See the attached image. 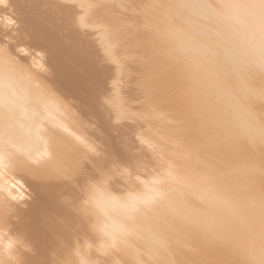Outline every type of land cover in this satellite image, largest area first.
<instances>
[{"label":"bare ground","instance_id":"1","mask_svg":"<svg viewBox=\"0 0 264 264\" xmlns=\"http://www.w3.org/2000/svg\"><path fill=\"white\" fill-rule=\"evenodd\" d=\"M69 1L81 7L82 8L81 12L76 13L72 11L71 10L72 7L59 8L56 6L55 0H13L14 5L11 3V6H12L11 11L13 12V14H15L14 16L15 18L18 16V14L21 15L22 17L21 20L23 23V27L21 30H19V33L22 34L21 36L22 38H24V41H22V43L25 45L28 44V46L30 47L28 56L16 58L15 57L17 55L16 53H19L18 48L23 46V44L13 43L12 46H6L7 48H4V43H3L4 41L0 36V53L4 54V50H5L11 56L10 58H12V62L15 64V70L10 71L7 65H4L3 62H0V264H106L104 263L106 259L109 260L107 261L108 263L115 264V262L118 261V258L122 255V253L124 254L125 251L124 252L121 251V255L119 256L118 253H116L115 251L116 249H114L116 246L113 248V245H115L116 241L118 240V237H121L125 230L129 232L132 231L130 228L128 227L126 228V225H124V223L127 224V220L131 219V216L133 215L132 210H134L137 205L147 203L151 199L147 195L144 196L145 185H140L136 183L132 184V182H129V183L124 182L119 186V188L122 189L120 192H118L120 193L121 196H118V193H116L115 195L112 196L111 199L108 200L105 198L103 194L104 188H105L104 179L107 178V176L104 174V170H105L104 164H106L107 163L106 161L108 160L106 161L103 160V144L101 141V123H102L101 119L107 121L108 123H113L115 127L116 126L118 127L117 124H119V121L118 123H116L117 120H121L120 122H122L123 120H127V118L130 116V115L128 116L127 114H131V112H133V111H130V112L128 111L129 113L126 112V110L127 109L130 110V107H131L128 104H130L131 102L135 103L136 101L134 98L135 95L134 93H132L133 91L131 92L134 98L133 100H130L129 96L127 97L129 98L128 100L126 98L127 95L125 97L123 96L125 94L121 95L122 93L120 91L121 82L119 81L118 83V78H122L121 76L123 75L122 74L123 71L119 72V69H120L119 64L121 63V60L119 59L120 60L119 61L118 58L121 57L122 59V57L124 56H121L123 51H121L122 53L119 54L120 52L118 53L116 49V46H117L116 41L118 42V40L121 39L120 38L121 34L118 33V32L122 33L121 32L122 29H120L121 27L120 25H123L120 23L121 21H119V20H122L120 18L121 15L117 17V13L119 11H120L119 13L121 12L123 13V11L118 9L121 6L123 1L122 0H69ZM0 2L4 4V0H0ZM125 4H126V1L123 2L122 6H124ZM128 5L132 6L130 4ZM122 6L120 9L124 10V8L127 5H125L124 8H122ZM144 7H146V5ZM244 7L248 9L251 13H248V14L244 13L246 15L242 16L243 17L242 21L247 23L250 29L248 30V34L244 35L243 38H237L235 40L239 43L237 44L243 50L241 54L242 58L245 61H247L248 64L255 63L259 65L260 67V71H261L260 75L257 78H254L255 76L251 75L253 76L251 80L249 78L248 79L256 86L257 91H259V93L258 92L257 93L260 94V97H262L261 100L262 99L264 100V0H247V3L246 5H244ZM126 8L124 11L126 12L125 14L128 15L129 13ZM133 8L131 9L133 10V12L136 11V14H137L138 11L135 10L136 9L135 7ZM146 8H144V10L147 12L148 10ZM139 12L141 13L140 10ZM184 12L186 16L192 17L193 20L196 19V17L199 15L198 12L189 11L186 13V10ZM142 13L140 14L141 16L146 15L145 13L144 14ZM150 13H151V17H153L151 11ZM125 14L123 13L121 17H124ZM131 14L133 15V13ZM126 15L125 17L127 18ZM135 16H132V17L136 18ZM159 16L157 15L156 17L158 18ZM186 16L184 18H186ZM51 17L53 18V21H52V24L49 25L47 21ZM151 17L149 15L150 22L153 23L155 21L156 23L157 22L160 23V21H158L157 18H156L157 19L156 21L155 17L153 18L154 20ZM138 18H139V15L137 16V19ZM150 18L153 21L150 20ZM116 19L119 21L120 24L118 23ZM127 19L135 20L134 23H132V20H131V24L132 25L134 24L133 26H131L130 23L127 26V27H129V25L131 26V28H128L131 31L132 28L135 26V24H137L136 22L138 21H136V19H133V18H127ZM159 19L161 20V18ZM188 20H189L188 17L185 19V22H183L184 21L183 19L182 21L183 23L181 22L182 23L181 25H183V27H186L185 29H188V31H190L191 29L189 30V28H187V26H189L187 22ZM114 21H117L116 25L120 26L119 29L121 31L120 30L118 31L117 26L114 25L115 23ZM126 21L128 22V20ZM126 21L124 20L122 21V23L124 22L126 23ZM140 21L142 22L143 19L139 20L138 23H140ZM110 22L111 23L114 22L112 24L113 26L110 24ZM155 22L153 24H156ZM184 23H187L188 25L186 24L187 26H185ZM194 23L195 22H193V24ZM142 24L145 25L146 23L143 22ZM193 24H190L191 27ZM4 25H5L4 20H2L0 22V28L4 27ZM157 25H155V27ZM160 25H161L160 27L163 28L162 26L163 24L160 23ZM123 26L126 27V24ZM123 26L122 28H124ZM140 26H143V25H141L140 23ZM146 27L148 26L146 25ZM152 27L150 31L152 35L155 34L158 31V29H162L158 25L156 28L157 31H155L154 33L152 32L154 31ZM194 27L196 26H193L192 29H195ZM79 28L80 29L88 28L89 33H91V35H85V34L80 35L78 33ZM138 29L136 30L135 36L138 37V43H139L140 41H143V38L144 39L146 38L148 29L146 33L144 32L145 30L142 29L143 30L142 33H145V37H143V34H141L142 35L140 36V38L142 37L141 40L139 36L137 35L140 32L138 31ZM163 29L159 31L162 33ZM124 32L122 33L123 37L128 34L127 33L124 35ZM150 32H148L149 35H150ZM60 34H63L64 36V41L62 42L61 44L62 46L59 49L60 54L51 55L49 53L48 57H45V59L43 57H40V59L38 57L36 59L34 58L36 56L35 55L36 47L38 48L40 47L38 43H42V44L46 43V44L55 45L56 42L58 41ZM116 35H119V37L117 38ZM131 35H134V34L131 33ZM131 35L130 37L128 36L127 37L131 38L132 37ZM159 35L161 34L159 33ZM186 36L187 35H184L185 40L183 43H181L180 46H179L180 43L179 44H176L177 42L175 43V45H177L175 46V48L176 47L182 48V50L179 49L181 51V54H182V51L186 52L184 50V47H195L197 44H199V42L196 41L197 39L194 40L195 38L192 39V37L190 36H187L188 38L187 39ZM137 37L135 38L132 37L133 40L132 39L129 40L127 38H125V40L127 39L129 40L127 42H130V41H134ZM156 38H159V36H156ZM152 39H151V42L153 41L152 44H154L155 39L153 40ZM125 40L121 44L123 46H120L119 44L120 47H123L122 50L126 49L131 44L130 42V44L128 43L129 45H127ZM246 40L251 41V47L249 49L247 48L244 49ZM156 41L158 42V40ZM124 42L126 43V46L124 45ZM135 42H134V45L137 44V42L136 43ZM144 42L145 43L149 42V44L151 43L150 40L147 42L144 40ZM160 43L162 44V42H159V44ZM132 44H131V47L128 48V50H130V48L131 49L135 48L132 46ZM149 44H147L146 47H149ZM152 44L150 45L152 46ZM124 46L126 48H124ZM138 46L139 48H141L143 44L139 43ZM160 46L158 47L160 48ZM146 47L144 48L146 49ZM154 47L155 49L153 51V55L158 54L157 56H159V54L162 53L161 50L163 49V47L159 51L160 53L159 52L154 53L155 51L156 52L158 51L156 50L155 45L153 46V48ZM117 48L119 47L117 46ZM151 48L152 47H150V51L153 50ZM119 49L121 50V48ZM176 50L178 51V49ZM72 51H76V55H72L71 54ZM131 51L129 52L132 53ZM141 51L142 50L140 49V51L138 52H141ZM180 51L177 53H178V57L181 58L182 55L180 56L179 54ZM142 52L145 53L144 51ZM148 52L146 53L148 54ZM135 53H137L136 50H135ZM163 53L162 55H164ZM149 54H151L150 56H153L151 52H149ZM169 54H172V53H169ZM174 54L175 55L172 54L173 55L172 58L176 56V53ZM127 55H129V53H127ZM130 55L128 57L129 60L132 57ZM139 55L137 56L138 59L141 58L140 57L141 55L140 56ZM162 55L160 57H163ZM185 55H188L187 52L185 53ZM134 56L135 55H133V57ZM226 56L227 58H230V55L228 53L226 54ZM149 57L147 58L149 59ZM178 57L175 59H179ZM33 58L35 60L33 64L27 61ZM125 58H127V56H125ZM134 58L137 59L136 56ZM144 58L145 57H143V59ZM77 59L80 60L82 64L81 66L75 69L73 68V63ZM143 59L141 58L142 61L138 60V62H135L136 60L134 61L132 60V61L133 63H136V65L137 63H139V61L141 62L144 61L142 63L144 64L146 61ZM159 59L160 58H158V60ZM184 59H186V57ZM187 59L189 60L188 57ZM163 61H164V58L162 62ZM48 62L58 64V67L54 70H51L47 67ZM124 62H125V59H124ZM125 63H127V60ZM125 65L122 64L121 67L123 68ZM150 65L151 64H149V66ZM155 66H158V64ZM138 68H140L139 66L137 67V70L141 71L142 68L140 69ZM128 69L130 68H127V72L124 71L125 75L126 74L128 75L130 73V71L128 73ZM133 69H132V72H134ZM150 69L151 68H149V70ZM119 73L121 74L120 77H118ZM137 73H139V71ZM125 75L123 76L126 77L127 75L126 76ZM131 75H129L130 78H131ZM135 75L137 77H140L139 76L140 74L138 75L135 74ZM129 76H128V79H129ZM236 76L238 77V74ZM124 77L122 78L124 79L122 82H127L128 81L127 77L126 78ZM134 77L132 76L133 79L135 78L137 79V77L135 78ZM51 78H54V80L48 81V79H51ZM74 78H76L79 82V85H80L79 90L73 89L70 85L71 82L69 84L70 79L72 81V79ZM132 78H131V81H133ZM191 78L193 77H190V79ZM238 78H240V76ZM187 79L189 81V78ZM194 79L190 81H194ZM134 82L135 81L132 82V85ZM123 84H126V83H123ZM130 84L131 83L129 81V84H126V85L131 86ZM248 86L250 87V85ZM125 87H126L125 88L126 90H124L123 88L121 89L123 90V93H127L126 92L128 90L127 86ZM132 87L133 86H131V90L133 89ZM243 92H245V88ZM245 95L246 94H244V96ZM122 96L124 97L123 101H125L126 99L128 103L126 105L130 106L129 108H127V106L124 105L122 98H121ZM251 100L253 101V99ZM258 100L260 101V98ZM121 101H122V104L125 106L123 108L126 109L125 110L122 108L123 113L120 111ZM128 101H130V103ZM90 102L94 103V107H89L87 105V103H90ZM134 103L133 105H136L137 101L135 104ZM252 103H255V102H252ZM256 103H259V102H256ZM262 103L263 105L260 106L261 109L260 108L259 109H260V112H262L263 117L261 118L264 121V101L261 102V104ZM259 105L257 104V107ZM141 106H139L138 104V107L142 108ZM138 107L137 109L141 110ZM143 109L142 111H145ZM145 109L147 108L145 107ZM124 110L126 112L125 113L126 115H124ZM244 111L246 110L244 109ZM244 111L242 112V114L244 113ZM142 113H146L147 115L146 111ZM138 114L141 115V113L139 112ZM250 115H251V112H250ZM119 117H121V119ZM123 117H125L126 119H123ZM136 117L138 116H136L135 114V117L133 118H136ZM140 117H143V115H141ZM245 117H248V116H246L245 114ZM251 117L255 118V115L254 116L251 115ZM139 118H136V120H138ZM146 118L147 117L145 116L140 119H143V121H145L144 123H146V120H145ZM241 118L243 119L244 117H241ZM246 119L248 120V118ZM133 121L134 120H131V124L129 123L130 126H128L129 127L128 129L130 131L137 130V134H139L141 131L138 132L139 130L137 128H139L140 130L142 129L138 127V125L136 124V123H139V121L135 123L137 128H135L136 126L132 128ZM143 121H140L142 122L141 123L142 125H143ZM240 121H242V123L247 122L244 128L252 132L251 129L252 128L254 129V127H252L253 126L252 122L250 125V122L244 121V119ZM149 125L150 124H148V126ZM143 126H146V124ZM260 127L261 126H259V128ZM125 128H122V130L123 129L125 130ZM143 128L145 129L146 127H143ZM122 130H120V133ZM117 131H119V129ZM130 131H129V134H130ZM262 131L260 129V131L257 134H259ZM254 132L250 134H255ZM129 134H128V138H130ZM133 134H136V133H133ZM141 135L142 134H140V136ZM134 136H138V135H133V137ZM137 138H139V136ZM141 138L143 140H140V141L142 142L145 141L144 136ZM248 138L250 139L251 137H248ZM121 139H123L122 140L123 142L121 141V146H122L120 148L121 153L116 157V162L115 160L113 161L114 157H110L109 159L112 158L111 162L113 161L116 164L118 161L117 166H119L120 164L121 168L123 167L125 168L124 165H127V164L129 165V167L131 165V167L132 166L134 167L132 168V171L133 169H137V171L140 168L145 169L147 166L146 165L147 163L146 164L142 163L143 165H140L137 160L138 158L135 155V150L137 149L134 150L135 148L134 146L136 144L133 146L134 148L130 146L131 147V150H130L129 146H127L128 148H126L125 146V145H128L126 144L127 140L126 142H124V138H121ZM244 139H247V138L245 137ZM191 141L192 140H190V142ZM128 143L130 145V142ZM249 143L251 142L249 141ZM253 144H254V141H253ZM253 144L251 143V146H253ZM243 147H244L243 149L246 148L245 146ZM247 147H248L247 149L248 153L246 150L244 152H246L245 157L246 158L248 157L247 158L249 162L248 164L251 165L252 167H254L253 165H257V164H260L262 166V164H264V151H263L264 148L261 151V153L259 152L257 153V150H256L257 147L255 148L253 146L256 152H254V150H249L250 149L249 145ZM262 147L264 146L258 147L260 148L258 151H260ZM141 148H142L141 150V153H142L145 147L144 148L141 147ZM132 149L134 151V154H133ZM251 149L253 148L251 147ZM144 150H145V154L143 153L144 155L143 156L141 155L143 159L145 158L144 156L148 155L146 154V148ZM152 150H149L150 151L149 155H151V152H152L156 160L158 155H161V153L159 154V151H158V155H156L157 153L154 154L156 149L153 151ZM137 151L140 152V150H137ZM149 151L147 153H149ZM139 152L137 155L140 154ZM249 152L251 154L257 153L258 156L257 157L255 156L254 158V156H252ZM141 157L139 159L140 161H141ZM151 158L153 157L151 156ZM148 159L150 160V156ZM147 160H145V162ZM245 160H243V164L246 162ZM141 162H144V161H141ZM114 163L113 165L114 167H116ZM108 164H111V163L109 162ZM247 165L244 164L243 166L245 167ZM261 168H264V167H261ZM256 169H255V172H256ZM258 169L260 170V167ZM247 171H250V169ZM260 171L264 172V170L262 169ZM131 172H129L130 176L129 175L128 176L135 177L136 176V173H134L135 171L133 172L134 174H132ZM145 172H146V175L145 173L143 175L147 176L149 173V170H146ZM160 172L164 173V170H160ZM244 172H243V177H244ZM255 172L253 173V175H250V176L257 177L258 175H263V172L260 173L258 171L260 173L258 175L256 174L257 172L256 173ZM246 175L248 176V173ZM254 178H249L248 180V177H247L248 182L247 181L245 182V179H243V181L245 182V185H243L244 189L247 186L249 187V184L252 185L253 183H255L253 182ZM250 179H252V181ZM249 181L253 183H250ZM246 183H248V185H246ZM254 186L257 187V184L253 185V187ZM256 187L254 188L256 189ZM252 188L251 189L248 188V189L252 190ZM254 188L252 191L248 190L250 191L249 192L250 194L246 193L248 194L246 197H245L246 194L243 193L244 196H242V200L243 198H248V197H249V200L250 198L252 200V198L254 197L257 199L258 197H261V196L262 198H264L263 196L264 193L261 192L263 189L262 190L260 189V191L256 190L257 193L261 192L263 193V195L259 193L261 196L259 194H258L259 196L257 194H256L257 196H255ZM244 189L243 191L246 190ZM252 192H254V195ZM257 200H260V202L262 200V202H264V200L261 198ZM257 200L255 201V199H253L254 202L247 201V204L249 203L250 205V202L254 204L255 202H258L260 204V202ZM231 202L232 201H230L229 207L231 209V212L233 213V220L234 219L237 220V218L241 220L244 218L245 223L250 224L249 222L255 220L254 218H256L257 216L259 215L261 216L262 214V217H263L264 215L263 212L261 211H260L261 213L259 212V215H257L255 213L256 211L254 210H253L254 213H252L253 211L251 212L250 210L251 206L249 207L248 205L249 208L248 207L247 208L249 210L248 211L246 209L244 211L242 210V213L240 214L241 216L238 217L235 215L236 206H234V204L236 202H234V204L233 203L231 204ZM240 207L242 208V206ZM256 207H252V209ZM166 208L167 207H165L164 209ZM245 208H246V205H245ZM259 208L260 209L263 208L262 205L259 206ZM259 208L255 210L258 211ZM261 210H264V209H261ZM254 214H255V217H254ZM132 218L134 221L132 225H134L136 228H142L143 224L146 225V223L149 222L150 214L149 212H144V213H140L135 218L132 216ZM258 218L256 219V221L258 220ZM260 220H262V218H260ZM255 222L253 221V224ZM263 222H264V219H263ZM253 224L251 223V226L254 227L255 225ZM255 224L258 225V226L256 225L257 228L261 229L260 224H262V221L260 224H258V222H256ZM235 227L236 226H234L233 228ZM262 227L264 228V225H262ZM263 228L262 230L264 231ZM236 229L240 231L242 227L240 229L238 228ZM237 230L234 229V231H237ZM250 230L253 231V229H249V232L252 234L254 231L252 232ZM262 230L261 231L257 230L256 232L253 233V235L257 233V236H258L260 235L258 234L259 232L264 233ZM232 231L233 230L230 226V235H233ZM238 231L237 233H239ZM243 231H245L244 228H243ZM247 231L248 230H246V233ZM248 234L246 236H248ZM235 235L238 236V234H235L234 232V238H235ZM240 235L238 237H240ZM251 236H248V237H250L251 239L252 238ZM244 237L243 238L241 237V239H244ZM199 238L201 239L202 237L199 236ZM106 240L108 241V243L109 242L111 243V244L109 243V245L113 244L111 246L112 248L110 247V249H114L110 252H107V254L110 253V255L108 256L107 254H105L106 251L104 252V250L108 246V244L107 246L104 244V243H107ZM208 240H206L207 243H209ZM218 240L222 241L223 239H218ZM232 240H234V242L233 241L232 242L235 243V239L232 238ZM195 241L196 239L194 240V242ZM218 242L219 243H217L216 241V244L218 245L221 244L219 246H222L223 243L225 244L227 242L226 243L227 247L226 245L225 246L223 245V248L226 247L227 251L229 252V250L231 251V249L234 248V247L231 248V244L236 245L235 247H237V246H242L243 243L247 244V242L249 241L245 240V242H242L240 240V242H237V244H233V243L228 244L229 242H231V240H229V242L228 241L225 242L223 240V243L220 241ZM199 243L201 244V241ZM199 243H195V244L199 245ZM210 243H212V241H210ZM249 244H252V243H249ZM206 245L207 244L204 243L203 246H206ZM208 245L207 247L211 248L210 244ZM261 245H264V244H261ZM203 246H201V250ZM229 246L231 249L229 248ZM249 246L250 245H248L247 247L249 248ZM207 247L205 248L203 247L204 251L207 250L206 249ZM263 247L261 246V249ZM242 248H240L239 253L236 252V254L240 255V252L243 251L241 250ZM246 248H244V252L246 251ZM253 248L252 250L254 251V254L255 253H257L258 255H261V253L262 255L264 254L263 253L264 251L261 252L262 251L261 249L259 250L260 253H258L257 249L260 247L257 248L256 246V249L255 248L253 249ZM108 249H109V246H108ZM108 249L106 250L109 251L110 249L109 250ZM223 250H225V248ZM233 250L235 251V248L232 249V253L234 252ZM255 250H257V252H255ZM220 251L218 252L220 253ZM247 251H248V255L246 254L247 255L246 256L245 253ZM247 251L245 253L244 252H241V253H243V255H245L246 257H248V260L252 259V257L251 258L249 257V254L251 252H249V249H247ZM218 252L215 253V255L219 254ZM207 253H211V251L210 252L207 251ZM227 253H223V255L226 254L225 258L227 257ZM236 254L234 253L235 256H237ZM252 254L253 252L250 255L252 256ZM254 254H253L254 256L253 259L255 260V263L259 264V262L257 261L260 258L263 259L264 256L262 257L261 255L258 257L257 254H256L257 256ZM105 255L107 257H105ZM203 255H207V254L204 253L202 254V256ZM223 255H221L220 257H222ZM230 256L232 258L234 257L231 254L229 255V257ZM241 257L244 259L246 258L242 255ZM241 257L239 258L241 259ZM255 257H257V259ZM193 258L195 260L197 256L196 257L194 256ZM200 258L199 257L197 258L198 261L201 260ZM239 258L236 257L235 259L234 257V259L237 262L241 261L239 260ZM248 260L247 258L246 260H244L247 262V263L245 262V264H248V262L250 261ZM259 261L260 263L262 262L261 264H264V259L262 261L261 260ZM192 262L194 261H191V263ZM200 262H203V261L201 260L199 261V263ZM117 264L119 263L117 262ZM240 264H244V263L241 262Z\"/></svg>","mask_w":264,"mask_h":264},{"label":"rangeland","instance_id":"2","mask_svg":"<svg viewBox=\"0 0 264 264\" xmlns=\"http://www.w3.org/2000/svg\"><path fill=\"white\" fill-rule=\"evenodd\" d=\"M122 1L123 2L126 1L125 5H127L126 6L127 8L126 7L125 8L127 9L129 14L128 13H127L128 15L125 14L126 13L124 11L125 5L122 6L123 2L121 6L122 8H124V10L120 9L121 8L120 4H119L120 7L118 6L119 7L118 9L123 11V13L127 16V18L136 19V21L138 22L139 20L143 19L142 22L140 21L141 25L143 26H140V23L136 22L137 24H135L134 26L135 28L133 27L134 28V29L132 28L133 31L132 30L130 31L128 28H131V26L134 25V24L133 25L131 24L132 19L131 20L127 19L125 15H124L125 18L121 17L123 13L122 12L119 13L120 12L119 10H118L119 12L117 13V17L121 15L120 18L122 20H119V18L118 20L121 21L120 22L121 24L123 25L126 24V27H124L123 25H120L121 27L119 25H116V22L118 21L117 19H116L117 21H114L115 23L110 22L111 25L114 23V25L117 26L118 31L120 29H122V31L120 30L122 33L126 31L124 32V35L128 33L127 35L123 37L122 36L123 34L118 32L119 34H121L120 36L121 39L119 40L117 39L118 42L116 41L117 46L121 48L120 50L116 46L117 52L118 53L120 52L119 54L122 53L121 51L125 53V54L122 53L123 55L121 54V56H124L122 57V59L121 57L118 58V60L119 59L121 60V63L119 64L120 65L119 72L123 71L122 74L125 75V72H127V68H130L128 69V73L129 71L130 73L128 75L126 74L127 76L125 75L127 77L128 83L122 82L124 80L122 79L124 76L123 75L121 76L120 73L118 77L121 76L122 78H118V83L119 81L121 82V89L123 88L124 90H126L125 86H127V89H128L126 91L128 93L127 94V93H123V90H121L119 87L120 91L122 92L121 95L125 94L123 95L124 97L127 95L126 98L129 96L130 100H133L135 98V100L137 101L136 103V101L134 100L136 105H133L134 102L130 103V101H128L130 103L128 104L126 99L125 101H123L124 97L122 96L121 98H122L124 105L127 106V108H129L130 106L131 107H130V110L129 109L126 110L125 108H123L125 106L122 104V101H121L120 111L122 112L123 109H125L127 113H129L130 111H133L131 112V114H127V115L128 116L132 115L133 117H135V114H136V116H138L136 118H139L141 115H143V117L146 116L147 118L145 119L146 123H144L145 121H143V119H140L143 117H140L138 120H136V118L129 116L127 118L128 121L123 120V119H126L125 117H123L122 122H120L121 120H117L116 123H118L119 121V124H117L118 127L117 126L115 127L113 123H108L107 121L101 119V122H102L101 123V141L103 144V160L104 161L108 160L106 161L107 163L104 164V169H105L104 174L107 176V178L104 179L105 188H104L103 194L105 198L109 200L112 198L113 195H115L116 193L122 190L119 188V186L122 183L132 182V184L136 183L140 185H145L144 196L147 195L151 199L147 203L137 205L135 209L132 210L133 211L132 216L134 218L140 213L149 212L150 218H149V222L146 223V225L143 224L142 228H136L134 225H132V223H134L132 216H131V219L127 220V224L123 222L124 225H126V228L127 227L130 228L132 231L129 232L125 230L122 236L118 237V240L116 241L115 245L112 244L113 248L116 246L114 249H116L115 251L116 253H118L119 256L121 255V251L122 252L125 251V253L124 254L122 253V255L118 258V261H116L115 264H117V262L119 264H192V263L193 264H205V263L206 264L208 263L209 264H218V263L219 264H240L241 262L245 264L246 261L244 260H246V258L248 260V257H246L248 255L247 249H249V252L251 253L253 252L254 254V251L252 250V248L254 247L256 249V246H257V248L260 247L257 249L258 253H260L259 250L261 249V246L262 247L264 246V245H261V244H264V240H263L264 238H262L264 237V233L259 232L263 228L262 225H264L263 224L264 215L263 217H262V214L261 216L259 215L260 211L263 212L264 214V210H261V209H264V202H262L261 200L262 202L261 203L260 200H257L260 198L264 200V198H262V196L259 194L261 192L264 193L263 191L264 190V180H263L264 172L260 171L261 169L264 170V168H261V167H264V164H262L261 166L260 164L256 163L258 165L257 166V165H253L255 164L253 163L252 165L254 167H252L251 165L248 164L249 163L247 160L248 157L247 158L245 157L246 152H244L246 150L248 153V150H247L248 145L250 147L249 150H254V152H256L257 150V153L258 152L261 153V151L264 148L262 147L261 150L258 151L260 149L258 147L264 146V143H263L264 142L263 140L264 139L263 137L264 136L263 134L264 133V128H263L264 121L261 118L263 117L262 112H260V109H261L260 106L263 105V103L261 104V102H263L264 100L263 99L261 100L262 97H260V94H258L259 91H257L256 86L250 81L253 76H255L254 78H257L260 75L261 71H260L259 65L255 63H251L252 65L248 64V62L242 58L241 54L243 50L238 45L239 43L235 40L237 38H243L244 35L248 34V30L250 29L247 23L242 21V18H243L242 16L246 15L244 13H247V14L251 13L248 9L244 7V5H246L247 3V0H144V1L143 0H122ZM11 3L13 4V0H4V4L0 2V22L4 20V24H5L4 27L0 28V32H1L0 36L4 41L3 42L4 48H7L6 46H12L13 43H22V41H24V38H22L21 36L22 34L19 33V30H21L23 27V23L21 20L22 17L19 14L16 18L14 17L15 14H13V12L11 11L12 10ZM127 3L132 6H129ZM55 4L59 8L72 7L71 10L76 13L81 12L82 10L81 7H79L75 3L70 2L69 0H55ZM145 5L147 8L144 7ZM133 7H135L136 8L135 10L138 11L137 14L139 13L138 14L139 20L137 19L138 15L136 14V11L133 12V10L131 9ZM144 8H146L148 11L146 12ZM138 9L141 11V13L143 12L142 14L145 13L146 15L141 16L140 15L141 13L139 12ZM149 10L152 12L153 17H151V13ZM162 10L164 13L162 12ZM185 10H186V13L189 11L198 12L199 15L196 17V19H194L195 20L194 21L192 17L186 16L184 12ZM130 12L133 13V15ZM148 14L150 15L152 19L154 17L156 19L157 15L162 16V17L159 16L157 19L158 21H160L161 24H163L162 25L163 28L164 27L165 28L163 29L162 27H160L161 25L159 22L156 23L154 21L156 24H153L154 22L153 23L150 22ZM132 16H135L136 18ZM185 16L186 18L188 17L189 19L187 22L190 27H191L190 24H193V22H195L192 25V27L196 26L194 27L196 30L192 29V27L190 28L189 26H187L188 25L187 23H184L185 26L189 28V30L190 29L192 31L195 30L194 32H192L191 30L188 31V29H185L186 27H183V25H181L183 22H185V19H186L184 18ZM151 18L150 20H152ZM159 18H161V20ZM124 20L125 21L128 20V22L127 21L126 23L124 22L125 24L122 23V21ZM52 21H53V18L51 17L48 19L47 22L50 25L52 24ZM134 22L135 20H132V23ZM143 22L146 24L145 25L142 24ZM129 23L131 26L129 25V27H127ZM157 24L159 25L160 28L163 29L162 33L166 36H164L159 31L162 29H158L159 32L156 30L158 26ZM146 25L148 27H146ZM155 25L157 26L155 27ZM122 26L124 28H122ZM136 27L137 29L139 28L138 31H140L139 32L140 35L137 31L138 33L137 35L139 36V38L140 36H142L141 34H143V37H145V33L147 32V29H148V32H150L151 27L152 29H154V31L152 32L155 33V31H157L156 33L158 34L155 33L156 35L155 34L152 35V33L150 32V35H149L147 32L149 37L146 34V38L145 39L143 38V41L139 42L143 44V46L139 48L141 44L138 46L139 44L138 37L135 36L136 30H137ZM142 29L145 30L144 31L145 33H142L143 31ZM166 30H168L170 34ZM130 32L134 35H131ZM78 33L80 35H84V34L91 35V33H89L88 28H83V29L79 28ZM159 33L161 35H159ZM130 35L133 38L137 37L134 41H130L131 44L133 43L132 44L133 47L135 48L138 47L137 49L130 48V50H128V48L131 47V44L130 42H127V41H129L130 39L133 40L132 37L128 38L130 37ZM184 35L190 36L192 37V39L195 38L194 40L197 39L196 41L199 42V44H197L195 47H184V50L187 52L188 55H185L186 52L184 51H182V54H181V51L179 50V49L182 50L181 47L175 48V46H177L175 45L176 42H177L176 44L180 43L179 46L181 45V43L184 42L185 40ZM156 36H159V38H156ZM116 37L118 38L119 35H116ZM125 38L129 40L127 39L125 40ZM152 38L153 39L156 38L154 44H152L153 41L151 42ZM160 38H162L163 40ZM124 40L127 43V45L130 44V46L126 48L125 47L126 43L124 42V45H125L124 48L126 49L122 50L123 47H120V46H123L121 44ZM144 40L146 42L150 40L151 42L150 44H152V46L149 44V42L145 43ZM156 40H158V42ZM63 41H64V36L63 34H60L58 41L56 42L55 45L46 44V43H43V44L38 43L40 47L39 48L36 47V53H35L36 56L34 55L35 56L34 58L36 59L38 57L40 59V57H43L45 59V57H48L49 53L51 55L60 54L59 49L61 48L62 46L61 44ZM135 41L137 42L136 44L137 46L134 45ZM143 42L145 43V45ZM159 42H162V44L161 43L159 44ZM147 44H149V47H146ZM154 45L156 46V50H158L157 52L155 51L154 53H158L163 47L161 52L162 53L164 52L163 53L164 55H162V53L160 52H159L160 53L159 56H157L158 54L153 55V51L155 49V47L153 48ZM158 46H160V48ZM144 47H146V49ZM150 47H152L151 48L153 49L152 51H150ZM250 47H251V41L246 40L244 49L246 48L249 49ZM29 49L30 47L28 46V44L26 45L23 44V46L18 48L19 53H16L17 55L15 54L16 55L15 57L18 58V57L28 56ZM133 49H135L137 53H135V50ZM140 49L144 51L145 53H143L142 51L141 52L143 54L141 52H138L140 51ZM176 49H178V51ZM124 51L129 53V55L132 54L130 55L132 57L133 55L136 56L137 59L134 58L135 56L133 57V59L131 57L133 61L136 60L135 62H138V60H141V58L143 59V57H145L143 60H145L146 62L142 64L144 61L141 62L142 61L141 60L136 65V63H133L131 59L130 60L128 59L129 55H127V53ZM129 51H131L132 53H130ZM148 51L151 52L153 56H150L151 54H149ZM179 51H180L179 53L180 56L184 55L183 57L181 56L182 59L178 57L177 52ZM146 52H148L149 55ZM173 52L176 53V56L173 57L174 60L172 58V56L175 55ZM224 52L226 54L228 53L230 55V58H227ZM169 53H172L173 55ZM71 54L76 55V51H72ZM139 54L140 55L142 54V55L140 56ZM138 55L141 57V58L139 57L140 59H138L137 57ZM161 55L163 57H160ZM125 56H127V58H125ZM10 57L11 56L5 50H4V54L0 53V62H3L4 65H7L8 69L12 71V70H15V64L12 62V58ZM147 57H149V59ZM177 57L179 59H175ZM185 57L186 59H184ZM187 57L189 58V60L187 59ZM34 58L29 59L27 61L33 64V62H35ZM158 58L160 59L158 60ZM161 58L162 60L164 58L163 62ZM165 58L167 61L165 60ZM124 59H125V62L127 60V63L124 62ZM184 61H186L187 63ZM81 64L82 62H80V60L77 59L73 63V68L76 69L79 66H81ZM122 64L123 65L127 64L123 68H125L126 66L127 67L123 69L121 67ZM140 64L142 67L140 66ZM149 64L153 66L150 65L151 66L150 67ZM157 64L158 66H155ZM134 66L136 69L134 68ZM138 66L142 68L141 71L137 70ZM47 67L51 70H54L58 67V64L48 62ZM149 68L151 69L149 70ZM132 69L135 73L132 72ZM138 71L139 73H137ZM236 73L238 74V77L240 76V78L236 76L237 75ZM135 74L137 75L140 74L139 75L140 77H137ZM195 74L197 77L195 76ZM129 75H131V78L132 76L137 77V79L135 77H134L135 79L132 78L133 81H135L133 85H132L133 81H131V78ZM128 76L130 80L128 79ZM188 76L193 77V78L190 79V77ZM187 78H189V81ZM192 79H194V81H190ZM53 80L54 78L48 79V81H53ZM129 81L131 83L130 85L133 86L132 90H131V86L126 85V84H129ZM123 83H126V84H123ZM69 84L71 85L73 89H76V90L80 89L79 82L76 78L72 79V81L70 79ZM122 84L124 87L122 86ZM248 85H250V87ZM244 88H245V92H243ZM131 92L134 93L135 95L134 98ZM254 93L258 96H256ZM244 94L246 95L244 96ZM248 95L249 96L252 95V96H250L249 98ZM244 97L248 99L246 100ZM129 98L127 99L129 100ZM259 98H260V101L258 100ZM251 99H253V101ZM252 102H255V103H252ZM256 102H259V103H256ZM131 104L133 105L134 108L132 107ZM138 104L139 106L142 105L141 106L142 108L138 107ZM257 104L258 105L260 104V105L257 107ZM87 105L89 107H94L93 102L87 103ZM136 106L140 108L141 110L137 109ZM145 107L147 109H145ZM142 109L147 112V115L146 113H142V112H145V111H142ZM244 109L246 111H244ZM125 110H124V115H126ZM243 111L244 113L242 114ZM138 112L141 113V115L138 114ZM250 112L252 116L255 115V118L251 117ZM245 114L248 117H245ZM241 117H244L243 118L244 121L250 122V125L252 122L253 124L252 127L256 129L254 130L251 127L252 128L251 131L252 132L255 131L254 132L255 134H250L252 132L244 128L247 122L242 123V121H240V120H243ZM119 118L121 119V117ZM246 118H248V120ZM131 120H134V121L136 120L135 122L133 121L134 124L132 122V128L136 126L135 123L139 121V123H136V124L138 125V127L142 129L140 130L139 128H137V126L135 127L139 130L138 132L141 131L139 134H137V130L130 131L128 129L129 128L128 126H130L131 124ZM140 121H143V125L146 124V126H143L141 124L142 122ZM148 124L150 125L148 126ZM119 125L121 127L124 125L122 128L126 127L125 130L124 129L122 130V128ZM141 126L146 127V128L144 129ZM259 126L261 127L259 128ZM118 129L119 131H117ZM126 129L130 131V134H129V131H127ZM260 129L261 131L262 130L263 131L260 132L259 133L260 135H259L257 133L260 131ZM120 130H122L123 132L121 131L120 133ZM126 132L129 134L130 138L132 136L131 139L133 140L128 138V134ZM132 132L136 134H133ZM143 132L146 136L143 134ZM140 134L142 135L140 136ZM133 135H138L139 138H137L138 136H134L135 137L134 138ZM143 136L145 137L144 139L145 141L142 142L140 140H143L141 138ZM245 137L247 139H244ZM248 137H251V138L249 139ZM121 138H124V142H126L127 140L126 144L128 145H125L126 148H128L127 146H129L130 150H131V147L132 148L135 147L134 150L135 149L140 150V152L135 150V155L137 156L138 158L137 160L140 165H143L142 163L144 164L147 163L146 164L147 166L145 169L140 168L138 169V171L137 169H133L132 171V168L134 167L133 166L131 167V165L130 167L128 164L124 165L125 168L123 167L124 168L123 169L120 167V164L119 166H117L118 161L116 164L113 162L114 160L116 162V157L121 153V150H120V148L122 147L121 141L123 140ZM190 140L192 141L190 142ZM249 141L252 144L254 141L253 146L255 148L257 147L256 150L254 149L253 146H251V143H249ZM128 142H130V145ZM243 146H245L246 148L243 149L244 148ZM141 147L143 148L145 147L146 154H148L146 155L147 158L146 156H144L145 157L144 159L147 160L150 156V160L148 159L145 162L143 157H141V155L143 156L145 154V150H144L145 148L143 149V152L141 153V150H142ZM251 147L253 149H251ZM152 149L153 150L156 149L154 152V154L157 153L156 155H158V151H159V154L161 153V155H158L156 160L152 152H151V155H149L150 154L149 150H152ZM148 151L149 153H147ZM138 152L140 153L139 155H137ZM257 153H252V154L250 153V154L254 156L255 158V156L256 157L258 156ZM133 154H134V151H133ZM151 156L153 158H151ZM110 157H114L112 162H111L112 158L109 159ZM140 157H141V161H144V162H141L139 160ZM244 157L246 160L244 159ZM243 160L246 161L244 164L245 165L248 164L247 165L248 167L243 166L244 165ZM109 162L111 164H108ZM113 163L116 165V167H114ZM255 166L257 169L255 168ZM259 167H260V170L258 169ZM128 168H130L132 172ZM249 169L250 171H247ZM255 169L257 173L255 172ZM146 170H149V173L147 176H144L143 174L145 173L146 175V172H145ZM160 170H164V173H161ZM257 170L260 173L263 172V175H258L260 173ZM128 171L131 172L132 174L136 173V176L129 177L130 173ZM243 172H244V177L247 173H248V176L246 175V177L244 178ZM254 172L258 175V176L256 175L257 177L250 176V175H253ZM247 177H248V180L249 178L255 177L254 178L255 180L253 179V182L255 183L249 181L250 183H253V184L252 185L249 184V187L248 186L247 187L251 189L253 185L257 184V187L254 186L256 187V189L253 187L255 189L254 190L255 196L259 194L261 197H258L256 199L253 196L254 192H252L253 195L252 194L251 195L254 197L252 198V200L251 198L249 200V197L243 198L244 201L242 200V196H244L243 193L246 194L253 190V188L252 190H250L247 187H245V189L247 188L246 189L247 191L250 190L247 192L244 189L243 185H245L246 181L248 182ZM243 179H245V182L243 181ZM250 180L252 181V179ZM246 185H248V183H246ZM243 189L246 192L243 191ZM260 189L261 190L263 189V190L257 193L256 190L260 191ZM263 193L261 194L263 195ZM247 195L248 194H246L245 197ZM118 196H121L120 193H118ZM253 199H255V201L256 200L259 201L260 204L258 202H255V204L250 202V205L249 203L247 204L248 200L253 201ZM230 201H232L231 204L232 203L234 204V202H236L234 204V206H236L235 215L238 217L241 216L240 214L242 213V210L244 211L246 209L248 211L249 210L248 208L251 206L250 208L251 212L254 210L256 211L255 213L260 216L259 217L256 215L257 217L254 218L255 220L253 221L255 222L256 219L259 217L258 220L260 222L258 220L256 222L260 224L262 221V224H260L261 229L256 227L257 225L255 224L256 222L254 224H253V221L249 222L250 224L245 223L244 218L241 220L239 218H237V220L236 219L233 220V213L231 212V209L229 207ZM245 205H246V208H245ZM255 205L256 206L258 205V206L256 207ZM261 205L263 208L260 209L259 206ZM240 206H242V208ZM165 207L167 208L164 209ZM252 207H256V208L252 209ZM257 208H259L258 211L255 210ZM254 211L252 213H254ZM254 217H255V214H254ZM260 218H262V220H260ZM243 222L245 223V225ZM251 223L255 226L254 227L251 226ZM230 226L233 230L232 231L233 235H230ZM234 226L236 227L233 228ZM248 226L249 227L251 226V227L249 228ZM241 227L242 229H240ZM236 228L240 229V231H238ZM243 228L245 231H243ZM248 228L253 229L254 232L259 230L258 234L260 235L257 236V233L253 235L254 232L250 230L253 232L251 234ZM234 229L237 230L241 235L237 233V231H234ZM246 230H248L247 233H246ZM234 232L235 234H238V236L240 235V237L235 235V238H234ZM247 234L248 236L252 235L251 236L252 238L250 239V237L246 236ZM199 236L202 238L200 239ZM230 236L233 239H235V243H233L234 240H232ZM244 236L246 237V239ZM206 237L210 241H212V243H210V241ZM241 237L242 238L244 237V239H241ZM195 239L196 241L194 242ZM218 239H223L225 242L226 241L229 242V240H231V242H229L228 244H231V243L237 244V242H240V240L242 242H245L246 240V241H249L247 242V244L250 246L248 248L247 247L248 245L246 243L245 244L243 243L244 246L245 245L247 246L244 247L242 244L243 246L242 248V246L235 247L236 245L231 244V248L232 247L235 248V251L233 250L234 252L232 253V249L234 248L231 249L229 246L231 251L228 249L229 250L228 252L226 249L227 242L224 244L223 240L221 241ZM199 240L201 241V244L199 243L200 242ZM206 240H208L209 243H207ZM216 241L217 243H219L218 241L222 242L224 246L226 245V247H224L225 250H223L224 249L223 245L219 246L221 244L219 245L216 244ZM109 243L107 241V243H104V244L106 246L108 244L109 249H110L112 245H109ZM195 243H199V245ZM204 243H206L207 245L210 244L211 248L207 247V245L203 246ZM249 243H252V244H249ZM108 246L106 247V249H108ZM201 246H203L204 248L207 247L206 248L207 250L204 251L203 247L201 250ZM212 247L214 250L212 249ZM240 248H242L241 250H243L241 252H244V248H246L247 252L246 251H245L246 253L244 252L245 255L247 254L246 256L243 255V253L241 252H240V255L236 254V252L239 253ZM106 249L104 250V252L106 251L105 254H107V252L114 250V249H110V250L108 249L109 251H107ZM257 250H255V252H257ZM261 250H262L261 252H263L264 247ZM207 251L209 252L211 251V253H207ZM218 251H220V253L222 252L221 255H223V253L228 252L227 257L225 258L226 254L222 256L224 258L220 257L221 255ZM203 252L209 255L202 256V254H204ZM217 252L219 254L215 255V253ZM234 253L237 256H235ZM228 254L229 255L231 254L232 256H234L235 259L236 257L237 258L241 257V255L246 258L244 259L241 257V259L239 258V260L241 261L237 262L234 259V257L233 258L231 256L229 257ZM250 254H249V257L250 258L252 257L253 259L254 258L253 254L252 256ZM256 254L257 253H255L254 255ZM108 255H110V253H108L107 256ZM193 255L195 257L197 256V258L201 257L200 259L203 262L199 263V261L201 260L198 261L197 258H195L194 260ZM261 255H258V257ZM107 256L105 255V257ZM209 256L212 258V260ZM263 256L264 254L262 255V257ZM255 258L257 259V257ZM230 259L232 260L234 259L235 261L234 260L232 261ZM252 259H249L250 261L248 260L250 262V263L248 262V264H257L255 263V260L253 259L252 261ZM263 259L260 258L259 260L262 261ZM259 260L257 262L261 264L262 262L260 263ZM107 261L109 260L106 259L104 263L110 264ZM191 261H194V262L191 263ZM111 264H114V263H111Z\"/></svg>","mask_w":264,"mask_h":264}]
</instances>
